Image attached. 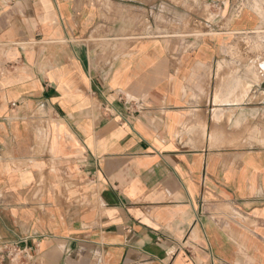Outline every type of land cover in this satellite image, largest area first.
I'll return each instance as SVG.
<instances>
[{"label": "crops", "instance_id": "0c3cea01", "mask_svg": "<svg viewBox=\"0 0 264 264\" xmlns=\"http://www.w3.org/2000/svg\"><path fill=\"white\" fill-rule=\"evenodd\" d=\"M256 32L264 0H0V264H264Z\"/></svg>", "mask_w": 264, "mask_h": 264}, {"label": "built area", "instance_id": "2783aa9c", "mask_svg": "<svg viewBox=\"0 0 264 264\" xmlns=\"http://www.w3.org/2000/svg\"><path fill=\"white\" fill-rule=\"evenodd\" d=\"M19 241L20 239L16 240L15 242L0 243V257L8 261H17L23 259L24 255L18 247Z\"/></svg>", "mask_w": 264, "mask_h": 264}, {"label": "rangeland", "instance_id": "374dc122", "mask_svg": "<svg viewBox=\"0 0 264 264\" xmlns=\"http://www.w3.org/2000/svg\"><path fill=\"white\" fill-rule=\"evenodd\" d=\"M168 9V8H167ZM163 10H165L163 8ZM162 11V10H161ZM164 13H160L159 15L156 16L157 21L160 19L161 21H166V15ZM150 22V20H149ZM148 19L145 18V25L148 26L149 25ZM152 22V21H151ZM185 26V25H184ZM188 26V25H187ZM145 36H152V33H145ZM254 40H255V44L254 46L256 47V49L258 50V53H262L264 52V32H256L254 34Z\"/></svg>", "mask_w": 264, "mask_h": 264}]
</instances>
